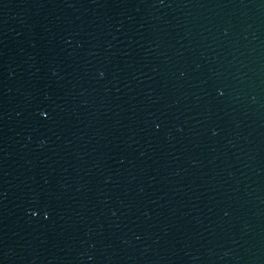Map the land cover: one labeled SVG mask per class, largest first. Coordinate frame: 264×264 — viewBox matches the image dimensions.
Returning <instances> with one entry per match:
<instances>
[{"label":"water","instance_id":"obj_1","mask_svg":"<svg viewBox=\"0 0 264 264\" xmlns=\"http://www.w3.org/2000/svg\"><path fill=\"white\" fill-rule=\"evenodd\" d=\"M0 264H264V0H0Z\"/></svg>","mask_w":264,"mask_h":264}]
</instances>
